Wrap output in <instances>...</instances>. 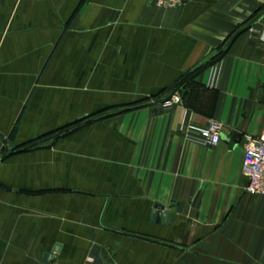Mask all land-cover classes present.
Instances as JSON below:
<instances>
[{
    "label": "crops",
    "instance_id": "obj_1",
    "mask_svg": "<svg viewBox=\"0 0 264 264\" xmlns=\"http://www.w3.org/2000/svg\"><path fill=\"white\" fill-rule=\"evenodd\" d=\"M263 129L264 0H0V264H264Z\"/></svg>",
    "mask_w": 264,
    "mask_h": 264
},
{
    "label": "built area",
    "instance_id": "obj_2",
    "mask_svg": "<svg viewBox=\"0 0 264 264\" xmlns=\"http://www.w3.org/2000/svg\"><path fill=\"white\" fill-rule=\"evenodd\" d=\"M183 0H155L159 6H171ZM212 78L208 86L214 88L216 67L212 69ZM181 102V96L176 91L162 98L161 105L171 106ZM222 123L212 120L206 127L187 126L185 135L188 140L197 141L206 145H217L221 141ZM243 173L248 179L246 190L252 195L264 197V129L257 136L248 135L244 145Z\"/></svg>",
    "mask_w": 264,
    "mask_h": 264
},
{
    "label": "water",
    "instance_id": "obj_3",
    "mask_svg": "<svg viewBox=\"0 0 264 264\" xmlns=\"http://www.w3.org/2000/svg\"><path fill=\"white\" fill-rule=\"evenodd\" d=\"M163 210L164 207L162 205L155 206L154 215H157L158 220H161L163 223H166L169 219L173 221L175 214H172L171 211L162 212ZM55 249L57 250V247H55Z\"/></svg>",
    "mask_w": 264,
    "mask_h": 264
},
{
    "label": "trees",
    "instance_id": "obj_4",
    "mask_svg": "<svg viewBox=\"0 0 264 264\" xmlns=\"http://www.w3.org/2000/svg\"><path fill=\"white\" fill-rule=\"evenodd\" d=\"M218 58H220V56H219ZM218 58H216L215 60H213V61L211 62V64H214V63L218 60ZM211 64H210V65H211Z\"/></svg>",
    "mask_w": 264,
    "mask_h": 264
}]
</instances>
